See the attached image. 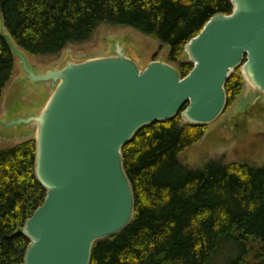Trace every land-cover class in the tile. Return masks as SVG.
Wrapping results in <instances>:
<instances>
[{
	"label": "trees",
	"instance_id": "obj_1",
	"mask_svg": "<svg viewBox=\"0 0 264 264\" xmlns=\"http://www.w3.org/2000/svg\"><path fill=\"white\" fill-rule=\"evenodd\" d=\"M233 9L231 0H0V25L31 55L86 42L102 24L131 27L167 45L169 62L186 76L193 68L181 61L188 42ZM15 61L0 34V102ZM236 71L226 84L228 102L243 91ZM205 130L178 115L143 128L123 148L134 220L95 244L91 264H264V166L211 161L189 168L180 154ZM35 163L34 139L0 149V264H23L31 243L22 229L47 195Z\"/></svg>",
	"mask_w": 264,
	"mask_h": 264
},
{
	"label": "water",
	"instance_id": "obj_2",
	"mask_svg": "<svg viewBox=\"0 0 264 264\" xmlns=\"http://www.w3.org/2000/svg\"><path fill=\"white\" fill-rule=\"evenodd\" d=\"M231 1V14L213 16L186 45L193 64L186 76L159 60L142 69L118 43L114 55L37 73L7 39L29 79L54 86L39 114L15 121L37 126L35 174L47 191L22 229L31 241L23 264H91L95 244L132 223L123 148L140 130L178 115L212 124L238 68L264 95V0Z\"/></svg>",
	"mask_w": 264,
	"mask_h": 264
},
{
	"label": "rangeland",
	"instance_id": "obj_3",
	"mask_svg": "<svg viewBox=\"0 0 264 264\" xmlns=\"http://www.w3.org/2000/svg\"><path fill=\"white\" fill-rule=\"evenodd\" d=\"M0 34L11 39L3 21ZM117 43L142 69L153 60L169 62V47L156 36L131 27L109 24L100 25L88 41L70 43L57 54H26L30 67L37 73H44L64 67L68 60L80 62L114 55ZM182 60H189L186 52ZM15 62L14 73L0 102V149H9L35 138V124L15 121L39 114L54 90L51 82L29 79L19 59L16 58ZM236 74H240L244 80L242 93L228 102L218 120L206 126L205 134L198 143L180 154V160L191 169H203L211 161L264 166V95L245 80L241 68ZM245 264L256 262L249 260Z\"/></svg>",
	"mask_w": 264,
	"mask_h": 264
}]
</instances>
